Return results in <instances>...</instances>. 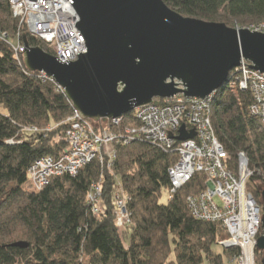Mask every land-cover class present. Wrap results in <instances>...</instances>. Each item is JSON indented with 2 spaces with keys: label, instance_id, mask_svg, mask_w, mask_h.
Instances as JSON below:
<instances>
[{
  "label": "trees",
  "instance_id": "obj_1",
  "mask_svg": "<svg viewBox=\"0 0 264 264\" xmlns=\"http://www.w3.org/2000/svg\"><path fill=\"white\" fill-rule=\"evenodd\" d=\"M164 1L185 16L228 25L235 19L264 20V0ZM21 32L9 0H0V264H224L225 256L237 257L238 247L220 244L227 236L221 225L196 219L188 205V196L206 188L205 174L197 173L173 193L169 168L177 156L150 142L134 139L120 145L112 168L107 155L76 175L51 178L42 190L29 187L30 167L64 151L65 121L74 107L56 83H43L40 73L26 67L23 53L11 42L18 36L21 43ZM25 33L32 46L49 52ZM235 79L233 70L216 92L212 123L233 172L238 153H246L252 171L247 190L261 204L264 125L249 114L252 94L234 88ZM124 117L137 123L134 112ZM94 182L103 188L98 213L89 202ZM164 189L171 194L167 204L160 202ZM119 190L127 200L129 222L119 219L116 210ZM20 241L28 246L14 245ZM255 251L262 264L263 252Z\"/></svg>",
  "mask_w": 264,
  "mask_h": 264
},
{
  "label": "water",
  "instance_id": "obj_2",
  "mask_svg": "<svg viewBox=\"0 0 264 264\" xmlns=\"http://www.w3.org/2000/svg\"><path fill=\"white\" fill-rule=\"evenodd\" d=\"M83 34L86 52L60 61L22 34L26 67L45 72L85 118H119L155 98L178 94L207 98L229 80L242 60L264 72V33L185 16L164 0H64ZM195 131L181 129L180 140ZM262 233L256 247L263 252ZM27 247L20 241L14 244Z\"/></svg>",
  "mask_w": 264,
  "mask_h": 264
},
{
  "label": "built area",
  "instance_id": "obj_3",
  "mask_svg": "<svg viewBox=\"0 0 264 264\" xmlns=\"http://www.w3.org/2000/svg\"><path fill=\"white\" fill-rule=\"evenodd\" d=\"M9 2L20 27L24 24L30 35L44 40L49 52L60 61H76L77 54L86 52L84 36L72 24L73 17L68 9L70 4L64 0ZM234 26L237 29L264 33V20L243 25L235 19ZM1 37L6 39L8 34L4 32ZM16 49L23 52L21 45ZM241 63L244 64L234 69L236 79L232 86L251 92L253 99L248 107L249 114L259 118L264 125V72L247 66L251 62L244 59ZM38 73L42 81L54 82L65 92L53 77L45 72ZM215 94L203 99L183 94L155 98L153 103L133 111L137 123L126 121L125 115L111 120L110 124L115 125L117 130L126 121L125 134L116 131L111 133L108 127L95 122L89 124L90 121L74 108V115L66 120L70 127L65 133L67 145L64 151L58 157L48 155L39 158L30 167L29 187L42 190L53 177L78 174L86 164L96 159L99 150L109 140L126 145L139 139L169 151L177 147L178 162L169 168L172 192L185 185L194 173H209L206 188L187 198L194 217L205 222L219 223L227 230L229 238L221 240L220 244L226 249H240V254L232 259V264H255L256 243L262 230L263 207L246 187L252 175L246 153L239 152L236 172L227 165L228 152L216 137L211 119V104ZM183 125L188 132L192 130L190 126H193L196 137L178 143ZM105 155L110 157L108 165L112 168L116 151L107 149ZM91 189L89 202L95 213H98L103 188L94 182ZM120 192L117 191L114 197L116 209L120 212L119 219L129 222L131 217L126 212V199Z\"/></svg>",
  "mask_w": 264,
  "mask_h": 264
},
{
  "label": "rangeland",
  "instance_id": "obj_4",
  "mask_svg": "<svg viewBox=\"0 0 264 264\" xmlns=\"http://www.w3.org/2000/svg\"><path fill=\"white\" fill-rule=\"evenodd\" d=\"M234 22H235V20H232V22H231V25H229V26H231V27H235L234 26ZM253 21H248V20H246L245 22H240L241 24H243V25H246V24H249V23H252ZM25 33V31H23V32H21V34H20V37H22V34H24ZM11 42H12V44L13 45H17V46H19V45H21V46H23V40L21 41V43H19V37L17 36V37H12L11 38ZM42 43L45 45V47L47 48V44L44 42V40H42ZM43 83H46V82H44L43 81ZM0 111H4L2 108H0ZM68 119V118H67ZM89 121H90V123L89 124H91V123H97L98 125H103V126H106V127H108V131L109 132H111V133H114L113 131H116V133H126L125 132V127H126V125H127V122L126 121H124L123 123V125L120 127V129L119 130H117L116 128V126L114 125H112V124H110V122H112L111 120L113 119V118H102V119H100L99 121H95V120H93V119H91V118H87ZM212 119V118H211ZM65 123H66V121H65ZM110 124V125H109ZM184 126V125H183ZM182 126V127H183ZM70 127V126H69ZM193 126H190V129H192L193 130ZM48 129V128H47ZM68 129V128H67ZM182 129V128H181ZM186 130V129H185ZM67 131V130H66ZM187 131V130H186ZM188 132V131H187ZM76 134V133H75ZM79 134V133H78ZM215 135H216V133H215ZM217 137V136H216ZM107 139V138H106ZM108 140V139H107ZM181 141H183V140H180V141H178V143L179 142H181ZM109 143L106 145V146H103L100 150H99V152L97 153V157H96V159H94V160H92L90 163H88V164H86L85 166H87V165H89V164H91L92 162H95V161H98V162H100V163H102L103 162V160L105 159V157L107 156V155H105V151L107 150V149H110V150H115L116 151V153H118V147L121 145L120 143H118V142H116V141H111V140H109L108 141ZM222 144V143H221ZM105 145V144H104ZM223 145V144H222ZM224 147V146H223ZM225 148V147H224ZM178 148L177 147H175V149H173V150H171V152L172 153H175L176 154V156H177V159H176V161L178 160ZM239 154V153H238ZM105 156V157H104ZM117 157H118V154H117ZM116 159V158H115ZM178 162V161H177ZM248 164H249V161H248ZM84 166V167H85ZM250 170V169H249ZM251 171V170H250ZM252 172V171H251ZM198 173H203V174H205V176L206 177H208V174L207 173H204V172H198ZM197 174V172L196 173H194V175L189 179V181H191V179L195 176ZM251 177V176H250ZM249 177V178H250ZM189 181H187L186 182V184L189 182ZM185 184V185H186ZM185 185H183L181 188H183ZM246 187H247V184H246ZM181 188H179V189H181ZM178 190V189H177ZM177 190H175L173 193H175ZM249 191V190H248ZM102 194H103V191H102ZM170 196H171V194H170V192H169V190H167V189H164L163 190V192H162V196H161V198H160V202L161 203H163V204H167L168 202H169V200H170ZM261 205H262V203H261ZM127 207H128V205H127V200H126V212L129 214V215H131L130 214V212L128 211V209H127ZM263 207V206H262ZM117 210V209H116ZM117 213H118V215H119V211L117 210ZM262 215H263V213H262ZM216 223V222H215ZM219 224V223H218ZM222 227V226H221ZM227 230H224L223 228H222V234L223 235H227L226 236V239H228L229 238V233L228 232H226ZM261 233H262V230L260 231V233L258 234V238H259V236L261 235ZM225 239V240H226ZM218 250H220L221 252L223 251V247H220V248H218ZM231 257H227V256H225L224 257V264H232V262H231ZM255 264H258V262H257V255H256V251H255Z\"/></svg>",
  "mask_w": 264,
  "mask_h": 264
},
{
  "label": "bare ground",
  "instance_id": "obj_5",
  "mask_svg": "<svg viewBox=\"0 0 264 264\" xmlns=\"http://www.w3.org/2000/svg\"><path fill=\"white\" fill-rule=\"evenodd\" d=\"M22 29H23V31H26L27 30V27L24 25V24H22ZM39 40H41V38L40 37H37ZM42 41V40H41ZM16 49V48H15ZM17 50V49H16ZM19 50V49H18ZM17 50V51H18ZM18 52H21V51H18ZM23 53V52H22ZM196 133V132H195ZM196 136V135H195Z\"/></svg>",
  "mask_w": 264,
  "mask_h": 264
}]
</instances>
